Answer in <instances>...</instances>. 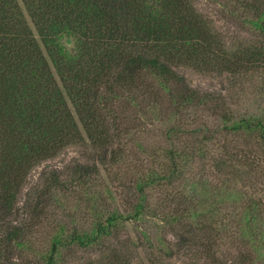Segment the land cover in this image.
Listing matches in <instances>:
<instances>
[{
    "label": "trees",
    "instance_id": "16d2710c",
    "mask_svg": "<svg viewBox=\"0 0 264 264\" xmlns=\"http://www.w3.org/2000/svg\"><path fill=\"white\" fill-rule=\"evenodd\" d=\"M211 1L249 39L224 35L193 0H0V264L26 246L28 231L11 221L31 173L88 145L92 164L78 165L70 182L44 172L35 195L96 181L124 160L129 110L145 108L172 123L162 161L125 187L126 211L94 210L90 228L61 227L45 264L91 249L100 257L86 264H133L139 250L141 264H264V117H233L185 73L264 76V0ZM198 108L242 146L219 140L223 154L208 158L215 137L182 124ZM199 165L218 182L196 176ZM157 190L169 196L159 207ZM153 219L166 231L155 242L142 229L122 249L110 246L127 225Z\"/></svg>",
    "mask_w": 264,
    "mask_h": 264
},
{
    "label": "rangeland",
    "instance_id": "374dc122",
    "mask_svg": "<svg viewBox=\"0 0 264 264\" xmlns=\"http://www.w3.org/2000/svg\"><path fill=\"white\" fill-rule=\"evenodd\" d=\"M193 1L197 9L210 18L224 35L232 37L236 42L249 39V35L241 31L237 23L226 16L223 7L219 4L211 0ZM185 73L193 87L216 95L217 100L213 102L214 105L231 113L233 117H264V76H245L235 79L228 76L223 78L202 76L191 70H186ZM215 114L207 108H198L187 113L182 121L189 131L206 127L207 129L204 128L201 131L209 137L212 135L215 137V141L210 144L211 151L208 158L223 154V147L220 145L222 139L232 148L243 144L242 139L222 136L220 132L222 121ZM127 116L128 119L124 125L127 127L125 132L129 135L122 141L124 160L109 170L102 168L96 181L77 182L71 186L70 192H51L44 200L43 197L40 199L35 195L36 190L42 186L41 177L44 172L56 170L62 175V181L70 182L78 165L92 164L94 154L88 145L70 148L58 158L37 167L31 173L19 198L17 214L11 221L12 225L28 231L27 243L20 251H12L7 264H45L43 258L50 250L52 240L61 227L68 228V231L75 226L90 228L94 210L100 211L101 214L102 211L106 214L115 209L126 211L125 187L131 186L133 178L150 170L155 162L162 161L163 150L170 147L165 134L168 127L172 125L162 118V115H157V118L161 120L156 119L150 108L142 109V111L131 109ZM204 169H201L200 165L196 167L194 171L196 176L202 174ZM204 171L205 178L211 181L217 180V182L220 179L212 169L206 168ZM183 180L178 183L183 184ZM164 197L169 199V196L162 191H155L152 198L154 206L159 207ZM163 225L160 219L140 222L139 227L127 225L121 230L120 240L110 241V246L122 249L120 242L140 236L142 229L152 233V239L155 242V236L166 233L162 228ZM171 237L170 234L167 235L170 240ZM64 253L68 255L65 259L66 264H86L100 257V252L96 249L78 251L76 254L66 250ZM137 254L139 258H136ZM133 256L135 257L133 264L146 262L140 250ZM180 262L182 261H176L173 264H180Z\"/></svg>",
    "mask_w": 264,
    "mask_h": 264
}]
</instances>
